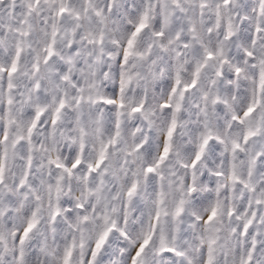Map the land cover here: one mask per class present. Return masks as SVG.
Masks as SVG:
<instances>
[{
    "label": "snow or ice",
    "instance_id": "6c2138e0",
    "mask_svg": "<svg viewBox=\"0 0 264 264\" xmlns=\"http://www.w3.org/2000/svg\"><path fill=\"white\" fill-rule=\"evenodd\" d=\"M0 264H264V0H0Z\"/></svg>",
    "mask_w": 264,
    "mask_h": 264
}]
</instances>
